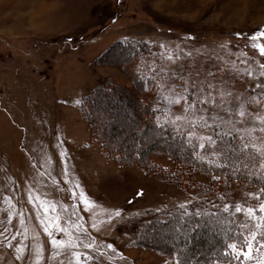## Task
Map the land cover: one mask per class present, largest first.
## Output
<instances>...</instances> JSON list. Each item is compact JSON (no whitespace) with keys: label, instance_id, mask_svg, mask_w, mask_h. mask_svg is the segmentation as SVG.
Here are the masks:
<instances>
[{"label":"rangeland","instance_id":"obj_1","mask_svg":"<svg viewBox=\"0 0 264 264\" xmlns=\"http://www.w3.org/2000/svg\"><path fill=\"white\" fill-rule=\"evenodd\" d=\"M262 31L264 0H0V264H77L74 253L80 264H236L215 256L222 247L215 249L214 239L224 237L226 226L181 217L191 207L216 205L222 213L225 204L233 213L237 202L256 207L264 198L247 194L260 190L220 176L218 193L210 195L196 183L210 185V174L170 177L161 166L173 161L155 153L143 165L134 149L182 156L184 146L158 134L150 119L142 122L119 90L139 99L134 85L149 73L144 95L162 111L169 105L161 91L171 96L188 89L189 103L212 93L216 106L197 104L209 128L244 130L250 144L264 146V122L256 118L264 116V98L248 103L251 96L264 97V55L254 47L264 45ZM101 85L109 92L89 101L97 118L93 129L81 99ZM221 91L231 93L223 107ZM183 109L184 101L170 107L173 114ZM220 119H231L235 130ZM143 123L151 126L145 133ZM107 131L127 161L102 148L100 138L112 145ZM81 193L91 202L88 210ZM235 216L249 232L254 222ZM57 218L67 233L56 230ZM41 220L70 243L54 249ZM200 245L207 251H195ZM260 259L264 249L254 248L243 264Z\"/></svg>","mask_w":264,"mask_h":264},{"label":"trees","instance_id":"obj_2","mask_svg":"<svg viewBox=\"0 0 264 264\" xmlns=\"http://www.w3.org/2000/svg\"><path fill=\"white\" fill-rule=\"evenodd\" d=\"M125 45L131 46L132 49L136 50V51H138V49L136 48L137 46H139V50L143 49V47L140 46L139 44L131 45V44L125 43ZM134 54H135V52L133 53V55ZM146 74L149 75V73H146V72L142 75V81L143 82H141L140 81L141 79H140L139 82L136 81V83L134 85L136 90H138L141 94L139 96V99H135V98H133V96H128V94H126V92L123 88H120L121 90H119V91L121 92V96H124L126 98L127 102L129 101L128 103H130V105L132 104V107L135 106V108H137L140 111L139 115L142 119H144L142 122L146 123V121H148L150 119L152 121V123L156 126L155 118L157 115H161L163 113V111H162V107H160V112L154 111V109H156V107H157V104L155 105L153 103L152 99L147 98L144 95V93H146V91L149 87L148 86V84H149L148 80H150L149 76ZM108 92H109L108 88L104 87L103 85L96 86L89 93L84 95L81 99V111H82L83 115L85 116L86 120L88 121V124L93 129H95L93 126V122L97 121V118L94 114H92L90 112V110L95 111V108H94L95 106H94V104L91 105V103L89 101L91 99L100 100L105 95H107ZM92 101H94V100H92ZM87 112H89V115H87L88 114ZM144 123L141 125V131L145 133V131L148 130L151 126H146V124H144ZM158 129L159 130L157 131V133L160 135L163 134L165 136V138H169V137H167V133L171 135V137H172V138H170L171 143H173L177 140L180 143H182V145L184 146L182 149L184 150L185 154H183L182 156H178L173 152L163 151V150H156V151H153L152 153H149L146 150H144L142 153H139V152H137L136 149H134L133 153L134 154H135V152L137 153V159L143 165H145V164L148 165V163L149 164L152 163L151 162L152 161L151 154L155 153V155L159 154L160 156H168L173 161V166H171V167L170 166H168V167H162L161 166V168H163V170H165L167 173L170 174V177H172L173 174L174 175H178V174L183 175V173H184V175H187V177H189V180H190V177H192L193 173H195V172H198V173L203 174V175L210 174V177H211L210 178L211 179L210 185H204V184H207V182H204L203 184H201L200 181H196V183L198 184L197 188H199L200 190H201V188L207 189L208 194L212 193L210 195H216L218 193L216 191V188H215V183L218 181L220 176H226L229 181H245L249 186L257 187L260 190V192H261V189L264 188V180H262L260 176H258V175L249 176V171L255 172L256 169H258L260 164L263 162L262 157L260 156V153H258L256 149L249 148L248 152L244 156H241V157H235L232 155V153H228L227 156L211 157L210 153L212 151V146L208 145L204 149H201L199 147V143H201V142L207 143V142L206 141H199L198 137H200L203 134V136H210L212 139H217V133H222V132H216V130L214 128H200V130H199V127H197V129L195 130V132H197V130H199V132H197V137L193 138V143L191 145H189L186 143V140H187V131L186 130H184L182 132L174 131V128L172 125H167L165 127L158 128ZM106 136L108 139H110V141L113 140L114 135L112 134L111 131H107ZM244 139L247 143H249L247 137H244ZM130 141H132L131 138H130ZM223 141H226V142H224L225 144H230L233 147H239V145H240L239 135H237L236 133H232L231 136H225L223 138V140L221 141V143ZM111 142H112V145H111V143L109 144V143L105 142L104 140H102V138H100V145L102 146V148H105V151L108 152L109 156L119 157L120 159L127 161L128 157H130V156L127 155L124 150L118 149L116 147V145L113 143V141H111ZM128 145H131V143ZM137 147L139 148V145ZM200 156H207L209 158L207 160H201L199 158ZM237 158L242 160V164L239 165V171L238 172L235 171V168H236L235 161ZM253 158H255V159H253ZM132 161H134V160H132ZM243 164H247L248 167L247 168L243 167ZM253 164H255V168L253 167ZM221 165H227V166L222 167ZM166 172H164V173H166ZM168 176H166V175L164 176L166 180L169 179ZM214 177L216 179H213ZM177 179L178 178L176 177V180ZM260 197L264 198V193H261ZM198 210L203 212V213H207L209 211H217V210H221V209L219 207H216L214 209V208H212V206L210 207V209L208 208V206L207 207H200V208L199 207H191L190 213L192 214V219L193 218H199V219L201 218L203 220L204 219H212V220L215 219V217H207V216L198 217L196 214L194 215L195 211L198 212ZM188 213L185 214L183 217H181V215H180V217L182 219H188L191 216V215H188ZM221 219L232 221L231 223L225 224L226 229L230 227L232 230V232L229 233V236H231L232 233L241 231L240 230V227H242L241 223L239 222V218L236 217L235 215L229 217L228 214L222 213ZM193 222H194V220H190V222H188V223L192 224ZM223 236L224 237H222L221 239L219 237H217V238L215 237L214 242H213L215 249L219 250V247L223 243L231 242L230 240H227L225 235H223ZM193 247H194L195 251L198 252L204 246L200 245L198 249L195 246H193ZM208 248L212 249V246H210ZM202 250L207 251V248L205 247V249L203 248ZM220 251H223V249L221 248Z\"/></svg>","mask_w":264,"mask_h":264},{"label":"snow or ice","instance_id":"obj_3","mask_svg":"<svg viewBox=\"0 0 264 264\" xmlns=\"http://www.w3.org/2000/svg\"><path fill=\"white\" fill-rule=\"evenodd\" d=\"M261 35H264V31L260 33ZM254 47H258L260 50L261 55H264V45H254ZM169 59H172L171 56L168 57ZM154 67V66H153ZM261 68L264 69V64L261 65ZM151 70V69H150ZM248 76H252L251 72L247 73ZM260 75H264V71H261ZM163 90V85L159 86ZM209 87H214L213 85H209ZM201 91H203L201 89ZM188 89H185V94L181 95L179 93L174 95H165L163 91L158 93V95L161 97L162 100L167 101L169 108L165 109L161 115H157L155 118V124L157 128H162L167 125H172L174 128V131L182 132L186 128L195 129L196 125H199L202 128H209L212 125L208 122V117L206 115L198 114L197 112V104L204 105V104H212L213 106H216L215 96L212 93H208L207 95L200 96L197 95L196 98L189 103L188 102ZM230 92H220L221 100H220V106L223 107L226 103L224 97L230 96ZM211 97V99L209 98ZM264 98L262 96H251L248 99V103H259L260 100ZM181 101H184V109L183 114H173L170 110V107L172 104H179ZM77 103H80V101H77ZM156 112H160L159 104H157L156 109H154ZM225 111L231 112V108H226ZM238 115L243 118L246 115V110L244 108V105L241 104L238 109ZM257 119L261 120V122H264V116H257ZM213 122H215L218 117L213 115L212 117ZM232 125L233 130L234 125L231 119L229 120H223L220 119V125ZM240 132L239 140L240 145L239 147H233L230 144H221V141L225 136H231L232 131L225 130L222 133H217V139H212L210 136H200L198 137L199 141H206L207 143L201 142L199 143V147L201 149H204L208 145L212 146V151L210 153L211 157H219V156H227L228 153H232L235 157H241L244 156L249 148H255L258 153H260L261 157H264V146L257 147L255 144H249L245 141L243 131L244 130H235ZM261 131H264V128L261 129ZM197 137V133L194 130H190L187 132V140L186 143L191 145L193 143V138ZM201 160H207L209 157L207 156H200ZM255 159V158H253ZM236 168L235 171H239V165L242 164V160L239 158L235 161ZM222 167H226L227 165H221ZM243 167L247 168V164H243ZM253 167L255 168V164H253ZM251 175H258L261 177L262 180H264V163H261L259 168L256 169L255 172L249 171V176ZM213 179H216L215 177ZM261 193H264V188L261 189V192L259 193H248V196L255 197L257 199L260 198ZM81 202L85 204V210H88L91 202L84 198L83 193H81ZM179 207L184 208L186 205H180ZM216 205H212V208H216ZM230 204H225L223 206V212L228 213V216L231 217L236 214H243L244 217L251 222H254L252 224L251 229L249 232L245 233L244 231H238L235 233H232L231 236H229V233L232 232L231 228H227V231L224 232L225 237L227 240H230L231 242H225L221 245L223 251L222 252H216L215 256L217 261L227 259L229 261H235L236 264H243V261L252 259V252L253 249L257 252L260 251V249H264V203H260L256 207H245L242 203L237 202L235 204V212L233 213L230 211L231 209ZM257 210L259 214H257ZM45 214H47V209H45ZM116 215H119V211L117 210ZM188 215H191L189 212ZM198 217L200 216H207V217H215L214 220L211 221V223L218 224L220 226V229H223L226 223H231L230 220L221 219L222 213L217 211H209L207 213H203L198 210L196 213ZM111 217H109L110 219ZM52 221H49V224H52ZM41 224L45 225L43 228V231L50 237V243L53 246V248H64L66 247L70 241L65 240H59L56 237L52 235V232L48 225L45 224L43 220H41ZM54 227L57 231H62L67 233V229L63 228L57 222L54 224ZM95 227V225H93ZM196 227H199V225H196ZM243 228H248V224H244L242 226ZM87 247H92L91 244L86 245ZM109 248L112 247V245H108ZM246 249V250H245ZM42 252V248L39 250ZM60 255L59 252H54L53 257ZM74 255L77 258V264H80V253H74ZM19 258V257H18ZM41 257L38 256V259ZM243 258V259H242ZM179 264H187V261L179 262ZM257 264H264V259L258 260Z\"/></svg>","mask_w":264,"mask_h":264}]
</instances>
